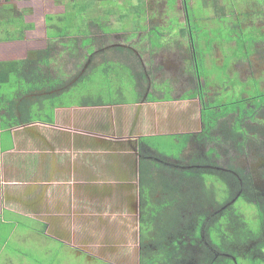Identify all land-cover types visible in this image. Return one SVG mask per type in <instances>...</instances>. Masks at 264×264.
<instances>
[{"label": "rangeland", "instance_id": "rangeland-1", "mask_svg": "<svg viewBox=\"0 0 264 264\" xmlns=\"http://www.w3.org/2000/svg\"><path fill=\"white\" fill-rule=\"evenodd\" d=\"M67 1L65 5L70 6L68 12L54 16L55 21H51L53 28L49 25L50 21H44L41 17L37 19L43 39L47 40L46 46L42 45V48L38 47V50L48 51L50 58V63L44 65V72L51 78L60 79L58 87H72V81L83 65L88 66L84 75L91 66L101 63L103 58L121 61L131 66L132 70L140 76L143 70V64L141 65V57H143L144 65L151 77L147 81L138 78L137 90L143 97L149 93V97H155L161 101L148 104H126L118 106L117 111H114L112 107L96 108L101 112H98V118L95 119L104 120L106 116H110L109 118L115 123L112 131L109 130L113 134L127 138L130 133L128 130L124 131L123 126H119L120 122L128 116L134 120V116L138 114L139 125L137 127L136 124L137 131L134 134L141 136L147 134L142 137L147 144H143L140 151L149 158L166 165L159 169L164 177L173 178L175 173L178 174L177 169L193 168L194 166L190 163L191 159L197 156L206 157L211 147L214 152L211 153L209 162L220 170L219 173L224 174L229 165L251 166L255 170V177L260 179L261 169L258 168L264 165L262 154L264 153V107L258 109L255 116L247 115L244 118L243 127L247 134L246 138H248L243 146L245 150H239L235 141L225 136L233 125L237 116L236 112H231L218 120V126L212 134H220V138L208 139L206 142V140L199 141V138L193 136L190 144L182 148L184 139L175 137V134L184 130L197 132L203 126L200 99L182 97L190 89L197 86L203 87L205 100L212 101L211 104L215 106L222 104L219 106L220 109L235 105L241 107L243 102L240 103L239 100L243 96L257 95L264 91L263 0H93V5L88 10L85 9L83 0ZM56 2L61 4L60 0ZM66 14H68L67 17ZM49 16L51 13H48ZM59 16H63L71 33L67 36H50L58 35L54 28L59 26L63 28V21ZM87 24L89 27L86 33L93 38L95 50H100V52L93 51L95 54H90L87 46L83 45L81 49L77 44L79 48L72 45L74 49L71 48L72 51H70L65 45L77 40L74 36L80 32V25L87 26ZM183 28H186L188 33H181ZM108 31L112 32L106 34L105 32ZM3 34L0 32V42L3 40L2 37L4 38ZM189 38L195 45L197 59H202L199 62L202 78L199 79L185 70L193 58V47ZM255 38L256 41L253 40ZM237 43H241V51H238L235 56ZM249 51L251 52L248 56L243 55ZM84 53L90 54L88 55L91 57L90 60H87ZM148 53L151 55L148 56ZM124 68L125 74L120 85H123L126 90L125 96L131 97L130 92L133 90L131 86L136 79H130L127 76V67ZM189 70H193L192 65L189 66ZM88 74L90 75V72ZM12 77L10 84L0 86V94L5 100L15 98V93L20 90L21 85L16 79L18 75L15 74ZM86 79L84 78L81 83L83 90H86ZM149 81L152 82V88L148 84ZM23 84L26 85L25 82ZM88 85L89 81L87 88H89ZM74 88L78 87L74 85L70 91ZM52 91L55 90L52 89ZM64 92L68 93V91ZM169 95L172 97L170 101L167 98L163 99ZM257 99L253 100L254 103L248 102L249 107H254ZM234 101L239 102L227 104ZM37 108L38 106L35 111L37 112L36 117L45 119L51 106L46 101V107L43 110H37ZM103 110H109L112 113L107 115V112ZM157 117L160 118L158 121L155 119ZM5 135L9 139L8 132ZM130 142L132 145L135 140ZM126 146L133 151L125 141H121V147L126 148ZM129 156L130 160H133V152ZM179 156L180 160H176ZM210 169L204 167V171ZM228 181L236 182L237 180L229 176ZM230 185L233 189L234 184ZM137 189L138 187H134L135 193L138 192ZM191 190L200 191L196 182L183 184L182 191L187 193ZM203 197L202 195L201 198ZM238 202L237 204L254 218L253 225H256L255 205L243 203L244 201ZM116 209L118 212L114 211L116 215L108 221H112V225L115 224V231L120 236L118 243L126 244L127 254L132 256L126 263L119 262V264H138L140 215L137 210L130 212L128 207L122 209L116 207ZM210 209L215 211L217 206L199 207L198 211L206 212ZM111 211L110 207L104 210L107 217H111ZM182 212L183 218L188 219V227H190V221L194 220L197 212L196 205L187 204ZM129 213L132 214L129 216ZM40 226L39 222H35L32 218L20 214L11 215L9 211L7 213L4 211L3 215H0V264H95V261L96 263L101 262L97 260L99 258L92 259L84 254H75L61 242L44 236L45 233L37 234L36 229ZM186 246L188 248H186V256L183 260L186 264L188 262L200 264L205 257L211 260H216L218 257V251L210 244L207 233H204L200 239H196L195 243H187ZM249 248L250 246L247 245L237 250L242 254ZM121 252L124 254L123 250ZM248 258H238V263L264 264L261 258L256 261L248 260Z\"/></svg>", "mask_w": 264, "mask_h": 264}, {"label": "crops", "instance_id": "crops-1", "mask_svg": "<svg viewBox=\"0 0 264 264\" xmlns=\"http://www.w3.org/2000/svg\"><path fill=\"white\" fill-rule=\"evenodd\" d=\"M56 1L0 0V32L4 33L0 42V63L15 61L22 69L29 67L30 53L46 46L47 42L37 19L41 17L46 21L48 13L68 12L67 0H60L61 4ZM83 1L86 10L92 7L93 0ZM88 27V24L82 25L81 32L74 36L78 41L75 39L65 45L70 51L72 45H80L82 49L86 41V44L91 41L86 33ZM8 34L14 36L7 38ZM94 47L95 42L91 41L90 54L94 53ZM86 54L84 56L89 60L90 54ZM107 59L103 58L102 62ZM61 88L56 86L54 90ZM147 96L139 102L99 106H62L57 104L61 102L58 101L53 108V122H48V114L45 119H40L36 117L37 113L32 117L27 114L29 112L7 111L2 106L7 100L0 94V215L9 211L11 215L32 218L41 225L36 229L37 234L45 233L44 236L61 242L77 255L99 258L97 260L101 262L95 261V264L126 263L132 256L127 254L126 244L118 243L120 236L115 231V224L108 219L114 218V211L118 212L116 207H128L132 212L135 200L132 199L131 165L134 160H130L132 152L121 147V141L127 144L125 136L111 132L113 119L110 116L104 120L95 118L103 107L117 111L118 106L126 104L161 101L149 100ZM139 118L136 114L134 120L128 116L120 122L119 126L130 133L127 136L129 142L131 135L141 137L142 141L147 135L134 134ZM109 207L112 208L111 217L104 212Z\"/></svg>", "mask_w": 264, "mask_h": 264}, {"label": "trees", "instance_id": "trees-1", "mask_svg": "<svg viewBox=\"0 0 264 264\" xmlns=\"http://www.w3.org/2000/svg\"><path fill=\"white\" fill-rule=\"evenodd\" d=\"M54 16L55 15L49 17L46 16V21H50V26L52 25L51 21H55ZM65 16L67 17L68 14ZM59 17L63 21V28L60 26L54 28L56 30L55 33L58 35L48 34V36H67L68 33H71L67 28L63 16ZM81 26L82 25L79 27L80 32ZM51 28L53 27L51 26ZM181 33L185 34L188 33V31L186 28H183ZM12 36L14 35L8 34L7 38ZM256 38L253 40L256 41ZM240 45L241 43H237L236 52L234 53L235 56L238 51H241ZM251 47L252 45L250 46V50ZM250 52L251 51L243 55L248 56ZM47 57L49 58L48 51L36 50L30 53L29 67L27 69L20 68L15 61L0 63V85L11 83L13 79L12 76L15 74L18 75L16 79L19 85H21L20 90L15 93L16 97L5 101V103L2 104V106L4 105L3 108L12 112L15 110L29 112L27 114L33 117L37 113L35 112L36 106H38L37 110H43L46 107V101H48L51 108L48 109L47 121L53 122V108L56 105L55 102L58 101L61 102L57 104H62V106H99L106 104L139 102L144 98L137 90L139 86L138 78H142L138 77V74L125 63L110 59L91 66L87 70V74L90 72V75H80L77 78V81L72 83V87L75 85L78 88H74V90L70 91L72 88L70 86L69 88L62 87L58 91H52V89L60 85V79L51 78L49 75L45 74L44 65L47 64ZM194 61L196 66H192L193 70H188L199 79L201 78L199 62H201L202 59H197L196 53H194ZM124 67H127V76L132 80L136 79V82H133L131 86V88H133L130 92L131 97L125 96L126 90L123 85H120L123 81L122 77L125 74ZM104 73L105 76H103ZM141 76L144 77L143 72L141 73ZM84 78H87L85 82L86 90H83L81 87ZM88 81L89 88H87ZM23 82H25L26 85H24ZM41 88H45V91H41ZM64 91H68V93ZM195 96H199L201 99V117L205 124L204 131L197 134V136L198 138H203L206 135H209L208 138L210 140L218 138L217 135L212 134V130L216 126L219 118L227 116L231 112L237 113L232 125V133L236 138L240 132L241 120L246 115L254 116L259 107L264 106V91L257 95L243 96L242 99L239 100L240 103L243 102L241 107L235 105L232 107H223L222 109L219 108L222 104L215 106L211 104L212 101L205 100L203 87H199L197 90L193 91L190 90L182 95V97L185 98H192ZM147 98H149V100H155V97L147 96ZM164 98L169 100L172 97L169 95L168 97H163V99ZM255 98H258L256 104L254 107H249L248 102L254 103L253 100ZM239 101L227 104H237ZM191 135L192 134L189 133L181 135L175 134V137L177 136L178 138L181 137L184 139V146L182 147L184 148ZM244 139H247L246 136ZM211 151H213V149H211ZM164 166L166 167L164 163L155 161L147 155H143L140 158L139 221L141 241L144 245L145 240L148 239L150 243L157 247V250L152 249L145 254L142 251V264H174L175 262L180 261V259L182 260L184 257L183 252L181 250L179 252L177 249L180 245L179 242H182L183 238L179 233H191L195 235L197 239H200V233H202L203 229L208 233L209 242L213 247L234 255L237 261H239L238 258L241 257H238L233 250L234 247L251 244L252 250L246 254L247 257H249L248 260L256 261V259L259 258L264 260V201L254 202L253 199H255V194L252 193L250 196L247 192L241 194L235 200L233 195L237 184L228 181L230 174H221L216 170L204 171L195 168L178 172V174L175 173V175H173L174 177L171 178L168 176L164 177L159 171V169L164 168ZM191 181L196 182L200 191L191 190L187 193L182 191L183 184H187ZM231 183L234 184L233 189L230 185ZM202 195L204 196L203 198H201ZM238 201H244L243 203L255 205V211L257 214V217L255 218V222L257 221L256 225H253L254 218L250 217V215L241 208V205L237 204L239 203ZM187 204L189 206L196 205L197 208L194 220L190 221V227H188V219H185L182 216V209ZM203 206H207L208 208L217 206V209L215 211L210 209V211L199 212V207ZM168 233L173 234L172 236H169ZM254 253H258V255H255ZM223 261L227 264L234 263V260L231 258L221 257L216 260V262Z\"/></svg>", "mask_w": 264, "mask_h": 264}, {"label": "flooded vegetation", "instance_id": "flooded-vegetation-1", "mask_svg": "<svg viewBox=\"0 0 264 264\" xmlns=\"http://www.w3.org/2000/svg\"><path fill=\"white\" fill-rule=\"evenodd\" d=\"M185 8L187 9V5H185ZM187 13V12H186ZM186 20H187V16H186ZM109 32H112V31H108V32H105L106 34H108ZM129 35V34H128ZM127 35V36H128ZM92 38V37H91ZM90 38V40L92 41V42H94L93 41V38L91 39ZM189 40H190V42H191V45H192V47H193V58H192V61H191V64L190 65H192V66H194L195 65V61H194V53H195V49H194V44L192 43V41H191V38H189ZM91 41H89V43L88 44H84V46H89V44L91 43ZM142 44H145V43H142ZM83 46V47H84ZM92 45H90V47H91ZM129 47H131L130 45H128ZM145 46V45H144ZM133 47V46H132ZM92 51H94L95 52V47H94V50H92ZM131 52H132V50H131ZM148 56H150L151 54H147ZM142 56H143V54H142ZM89 58H91L90 56H89ZM90 60V59H89ZM144 58L143 57H141V65L143 66V70H142V72L144 73V77L142 78L143 79V81H144V79H146V81H147V79H149L150 77H151V75H150V73H149V70L146 68V66L144 65ZM190 61V60H189ZM188 61V62H189ZM161 63H163V62H161ZM189 65V66H190ZM189 66L185 69L186 70V72L187 73H189V74H191L192 76H194V74L193 73H191L188 69H189ZM196 66V65H195ZM88 67V66H87ZM87 67L86 66H82L81 67V70L79 71V73L77 74V75H75V78H74V80L72 81V83L75 81V79L78 77V75L80 76V75H83V73H85L86 72V69H87ZM193 68V67H192ZM195 77V76H194ZM195 78H197V77H195ZM202 78V77H201ZM198 79V78H197ZM148 84L150 85V87L152 88L153 86H152V82H148ZM201 88V86H197V87H195L194 89H190L191 91H193V90H197L198 88ZM154 89H156V86H154ZM41 91H45V90H41ZM58 91V90H57ZM148 94V93H147ZM147 94L144 96V98L147 96ZM196 97H198L199 99H200V97L199 96H195V97H192V98H189V99H193V98H196ZM143 98V99H144ZM200 101H201V99H200ZM264 106H262V108H263ZM261 107H259V109H260ZM258 111V110H257ZM200 114H201V109H200ZM247 116V115H246ZM245 116V117H246ZM255 116V115H254ZM244 117V118H245ZM221 118H223V117H221ZM244 118L241 120V124H240V132H241V134H240V132H239V134H238V136L235 138L234 136H233V133H232V126H231V128H230V130L228 131V133L225 135V136H227V139H231V140H234L235 141V144L237 145V147H238V149L239 150H245L244 148H243V146L246 144V142H247V140H248V138L245 140L244 138H245V136H247V134H246V132H245V128L243 127V125H244ZM220 119V118H219ZM218 119V120H219ZM253 119H256V118H253ZM257 120V119H256ZM201 121L203 122V120H202V117H201ZM234 122V121H233ZM217 126H218V121H217V123H216V126L213 128V130H215V128H217ZM188 128H190V127H188ZM204 128H205V124H204V122H203V126H202V128L200 129V131H197V132H191V130H184V131H181V132H178V133H176V134H186V133H189V134H192L191 135V137L189 138V140H188V142H187V145L186 146H188L189 144H190V142H191V139L193 138V136L195 137V138H198V136H197V134H199V133H202L203 131H204ZM213 130H212V132H213ZM244 132V133H243ZM219 138L221 137L220 136V134H216ZM131 138L129 139V140H135V143L134 144H132L131 145V143L128 141V139H126L125 138V140H126V142H127V144L130 146V148H132L133 149V151H131V152H133V163H132V167H133V182H134V185H133V189H131L132 190V199L133 200H135L134 202H133V207H132V211L133 210H137L138 211V213H139V215H140V194H139V163H140V158L144 155L143 153H141V151H140V149L143 147V144H145V142L144 141H142V140H140V137L139 136H130ZM209 137V135H206L205 137H203V138H199L198 140L199 141H204V140H206V142L208 141V138ZM230 137V138H229ZM263 144V143H262ZM261 144V145H262ZM137 145V146H136ZM146 145V144H145ZM126 148L130 151L131 149H129V147L128 146H126ZM210 149H213V148H211V147H209V153H208V155L206 156V157H199V156H197V157H195V158H193V159H191V161H190V163H192L191 165L192 166H194L193 168H187V169H181V170H178L177 169V172H182V171H184V170H192V169H195V168H199V169H202V170H204V167H206V168H211L210 170H216V171H220L219 169H217L216 167H214L213 165H212V163H210L209 162V159H210V156H211V153H213L214 152V150L213 151H211ZM258 150H260V149H258ZM258 150H256V151H258ZM262 154H263V156H264V153L262 152ZM254 155H256V153L254 154ZM176 160H180V156L179 157H177L176 158ZM190 165V164H189ZM245 167L246 166H244V165H241V166H236V165H229V167H227L225 170H227V171H225V174H230V176L233 178V179H237V181L235 182L236 184H237V190H235V192H234V198L236 199V198H238L241 194H243V193H245V192H247L248 194H250V196H251V194L253 193V194H255L254 195V198L255 199H253V201L254 202H263L264 201V165L262 166V167H260V168H258V169H261V171H260V179H257V177H255V174H254V168H252L251 166H248V167H246V170H245ZM258 171V170H257ZM176 172V171H175ZM179 175H180V173H179ZM134 187H138V192L137 193H135V190H134ZM236 193V194H235ZM136 195V196H135ZM134 196V197H133ZM204 233H207L204 229L202 230V233H200V238L204 235ZM173 234V233H172ZM172 234H169L168 233V235L170 236H172ZM208 234V233H207ZM139 263L138 264H142V262H141V258H142V251L144 252V254L147 252V251H150V250H157V247L156 246H154L152 243H150L149 242V240L148 239H146L145 240V244L143 245L142 244V239H141V233H139ZM179 235L180 236H182L183 238H182V242H179V247L177 248L178 250H179V252H180V250L183 252V258H182V260L180 259V261H178V262H175L174 264H186L185 262H183V260L185 259V256H186V248H188L186 245H187V243H189V244H191V243H195V240L197 239V237H195V235H193V234H191V233H179ZM250 246V248H249V250L247 251V252H242V254L237 250V248H239V247H234V251L236 252V254L238 255V257L240 256L241 258L243 257L244 258V256L247 254V253H249V251L250 250H252V244L251 245H249ZM242 247H246V245H243V246H240V248H242ZM215 248V247H214ZM217 251H218V254H217V259L218 258H223V257H225V258H231V259H233L234 260V263L233 264H238L237 262V259H236V257L234 256V255H232V254H230V253H228V252H224V251H221V250H218L217 248H215ZM255 255H258V253H254ZM259 255H261V254H259ZM205 259H208V260H205ZM216 259V260H217ZM216 260H214V259H210L209 257H205L204 258V261L203 262H201L200 264H227L226 262H216ZM187 264H192L191 262H188Z\"/></svg>", "mask_w": 264, "mask_h": 264}]
</instances>
